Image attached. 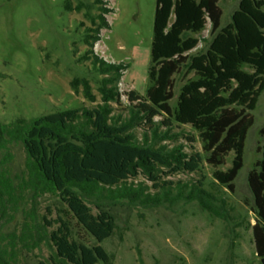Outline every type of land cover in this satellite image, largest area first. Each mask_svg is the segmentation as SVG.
<instances>
[{
	"label": "trees",
	"instance_id": "1",
	"mask_svg": "<svg viewBox=\"0 0 264 264\" xmlns=\"http://www.w3.org/2000/svg\"><path fill=\"white\" fill-rule=\"evenodd\" d=\"M64 8L83 13L78 28L86 50L77 61L89 62L98 78V93L90 76L75 77L72 88L77 94L82 90L91 106L20 117L9 125L0 121V149L7 142H19L29 161L27 185L58 195L80 230L95 242L79 241L71 221L61 216L48 231L54 224L44 216L38 228L52 251L46 259L24 264H113L103 242L117 229L112 208L120 203L145 209L196 203L203 212L228 222L230 205L220 189L235 192L247 135L255 122L253 111L264 91V0H240L226 26L219 0H156L151 68L158 74L157 85L148 98L129 91L127 102L119 84L128 65L94 52L101 30L110 27L106 15L112 9L105 0H65ZM208 23L209 36L196 37ZM244 65L254 71H244ZM179 73L194 78L182 86L173 108V76ZM259 135L261 158L248 173V185L255 215L252 238L262 259L264 123ZM198 142L202 152L195 146ZM231 152L230 167L216 169L207 188L203 162L221 167ZM181 172L198 173L199 178L163 179ZM7 174L0 166V204L15 194ZM141 176L146 181H137ZM0 264L8 262L0 256Z\"/></svg>",
	"mask_w": 264,
	"mask_h": 264
},
{
	"label": "rangeland",
	"instance_id": "2",
	"mask_svg": "<svg viewBox=\"0 0 264 264\" xmlns=\"http://www.w3.org/2000/svg\"><path fill=\"white\" fill-rule=\"evenodd\" d=\"M73 4L79 1L71 0ZM112 12L106 15L110 24L102 29L94 45L95 54L110 62L128 67L119 84L126 94L136 91L148 98L157 85L158 74L151 68V46L156 0H105ZM240 0H219L222 26L231 21ZM65 0H0V121L9 125L20 117L27 119L59 110L80 109L92 104L71 86L75 77L88 75L97 92V76L90 72L89 62H78L86 50L82 29L83 13L68 12ZM173 17H171V21ZM210 23L196 37H208ZM201 41L198 48H201ZM197 49H194L196 51ZM243 70L252 73L248 65ZM95 76V77H94ZM193 74L173 76V108L182 86ZM254 125L245 145L244 165L236 179L235 192L224 191L230 205L231 219L226 222L199 209L196 203L145 209L120 203L112 208L117 229L103 242L113 264H262L256 255L252 225V195L248 173L261 158L259 130L264 123V91L253 111ZM159 119V118H158ZM189 130H192L188 127ZM140 132V130H139ZM197 134L198 132L195 131ZM202 152V144L196 143ZM233 152L225 165L213 168L203 162L207 188L216 169L230 167ZM27 154L19 142H7L0 149V166L15 190L14 198L5 196L0 204V256L8 264L35 263L46 259L51 248L45 232L38 228L46 216L54 224L59 216L71 221L75 237L86 244L95 239L84 233L67 204L58 196L41 193L24 179L28 176ZM198 173L181 172L163 176L173 182H196ZM137 181H146L142 176ZM55 228L48 227V231ZM46 231V233H48Z\"/></svg>",
	"mask_w": 264,
	"mask_h": 264
},
{
	"label": "water",
	"instance_id": "3",
	"mask_svg": "<svg viewBox=\"0 0 264 264\" xmlns=\"http://www.w3.org/2000/svg\"><path fill=\"white\" fill-rule=\"evenodd\" d=\"M262 264H264V258L261 259Z\"/></svg>",
	"mask_w": 264,
	"mask_h": 264
}]
</instances>
